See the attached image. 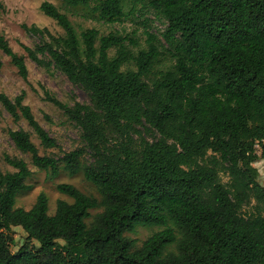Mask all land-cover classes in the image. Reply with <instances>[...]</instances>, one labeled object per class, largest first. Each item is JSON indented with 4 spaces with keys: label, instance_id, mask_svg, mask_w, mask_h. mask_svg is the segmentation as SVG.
<instances>
[{
    "label": "trees",
    "instance_id": "16d2710c",
    "mask_svg": "<svg viewBox=\"0 0 264 264\" xmlns=\"http://www.w3.org/2000/svg\"><path fill=\"white\" fill-rule=\"evenodd\" d=\"M62 1L73 11L90 9L85 18L113 22L128 0ZM150 6L168 26L162 41L147 34V48L137 53L117 34L92 28L79 35L48 1L41 12L65 35L23 26L41 38L25 48L32 62L64 74L91 104L50 100L82 133L83 146L60 159L42 156L24 130L10 138L53 178L61 164L71 175L83 170L101 201L61 184L59 193L73 203L59 200L54 215L43 193L31 210L16 208L32 172L7 157L15 172L0 171V264H264V186L254 167L264 161V0ZM0 50L26 80L24 58L1 35ZM164 52L171 65L153 77ZM2 68L0 57V74ZM0 104L14 121L28 122L44 149H59L23 96L12 101L0 92ZM96 209L103 211L87 225ZM138 227L165 229L137 249L126 234ZM13 228L29 242L16 254Z\"/></svg>",
    "mask_w": 264,
    "mask_h": 264
},
{
    "label": "rangeland",
    "instance_id": "374dc122",
    "mask_svg": "<svg viewBox=\"0 0 264 264\" xmlns=\"http://www.w3.org/2000/svg\"><path fill=\"white\" fill-rule=\"evenodd\" d=\"M45 1L56 5L63 13H66L79 35L92 28L98 29L102 36L117 34L127 38V45L135 53L147 48V34H152L162 41V34L166 31L168 24L151 8L150 0L126 1L123 17L113 22L85 18L83 17L84 14H91L90 9L73 11L67 8L62 0H0V35L5 37L15 54L24 58L28 69V78L25 80L12 64L11 58L0 50V57L3 62L0 74V92L7 95L12 101L23 96L24 105L31 108L37 122L48 132L51 138L56 140L59 146V149H44L28 122L24 119L19 122L14 121L13 117L0 104V171L4 174L15 172V169L6 162L7 157L24 160L28 164L32 176L26 182L27 189L17 198L16 208L31 210L39 195L43 193L49 199V214L54 215L59 200L73 203L72 199L59 193L57 187L61 184L72 185L83 194L96 198L98 201H101V196L96 187L85 179L83 170L71 175L61 164L59 176L56 178L39 170L33 165L30 155L24 154L16 148L9 135L10 131L24 130L31 134L32 142L42 156L57 159L62 158L65 153L83 146L81 130L68 119L63 110L50 100L56 99L73 107L76 103L90 105L89 96L80 87L73 85L61 72L55 69L47 71L33 63L25 50V48L35 49L41 43V38L28 33L23 26L47 29L55 37L65 35L55 21L41 12V5ZM134 43L136 45H133ZM114 55L115 50L111 52V56ZM170 65L171 57L164 52L153 77L155 75L159 77V73L166 71ZM129 67L135 69L132 64ZM90 163L89 157L83 161L84 166ZM254 167L258 169L260 181L264 186V161L258 162ZM221 177L224 183L229 182L225 175H221ZM102 211V209L92 210L90 212L91 218L86 220L87 225H91L95 217ZM170 226L176 230L178 235V229L173 224ZM164 229L163 227H138L135 233L126 234V237L135 242L136 248L139 249L154 233ZM11 236L14 240L12 246L14 254L29 243L27 234L22 228H13ZM32 245L36 246L37 243L33 242ZM176 251V244L167 249V253H175Z\"/></svg>",
    "mask_w": 264,
    "mask_h": 264
}]
</instances>
